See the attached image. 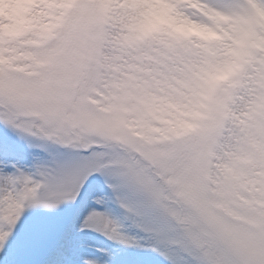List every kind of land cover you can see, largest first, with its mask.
Returning a JSON list of instances; mask_svg holds the SVG:
<instances>
[{
  "label": "snow or ice",
  "instance_id": "1",
  "mask_svg": "<svg viewBox=\"0 0 264 264\" xmlns=\"http://www.w3.org/2000/svg\"><path fill=\"white\" fill-rule=\"evenodd\" d=\"M0 264H264V0H0Z\"/></svg>",
  "mask_w": 264,
  "mask_h": 264
},
{
  "label": "rangeland",
  "instance_id": "2",
  "mask_svg": "<svg viewBox=\"0 0 264 264\" xmlns=\"http://www.w3.org/2000/svg\"><path fill=\"white\" fill-rule=\"evenodd\" d=\"M106 243H110V242H106L104 241L103 237H100L99 241L97 242V247H103Z\"/></svg>",
  "mask_w": 264,
  "mask_h": 264
},
{
  "label": "clouds",
  "instance_id": "3",
  "mask_svg": "<svg viewBox=\"0 0 264 264\" xmlns=\"http://www.w3.org/2000/svg\"><path fill=\"white\" fill-rule=\"evenodd\" d=\"M2 7H3V11H4L5 14H9L10 13V8H9L8 5H4Z\"/></svg>",
  "mask_w": 264,
  "mask_h": 264
}]
</instances>
